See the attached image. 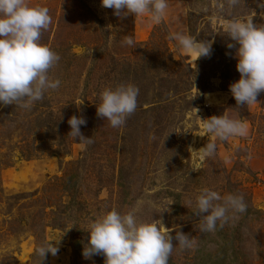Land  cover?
<instances>
[{"label":"rangeland","instance_id":"obj_1","mask_svg":"<svg viewBox=\"0 0 264 264\" xmlns=\"http://www.w3.org/2000/svg\"><path fill=\"white\" fill-rule=\"evenodd\" d=\"M27 2L49 10L40 43L59 55L49 76L61 84L29 107L0 104V264H40L37 248L49 241L59 251L41 264H105L82 250L90 222L112 209L160 220L173 236L169 264H264V92L236 105L229 85L240 74L225 32L240 18L264 26V0H167L160 24L117 16L101 0ZM173 33L211 41L210 56L179 50ZM128 84L139 89L137 108L113 128L96 113L100 93ZM214 115L243 121L247 134L206 135L200 119ZM72 116L86 120L91 144L68 135ZM205 187L242 196L246 212L200 231L192 212ZM176 231L194 247L175 245Z\"/></svg>","mask_w":264,"mask_h":264},{"label":"clouds","instance_id":"obj_2","mask_svg":"<svg viewBox=\"0 0 264 264\" xmlns=\"http://www.w3.org/2000/svg\"><path fill=\"white\" fill-rule=\"evenodd\" d=\"M230 3L235 5L238 0H230ZM101 5L113 9L117 16L147 15L154 24L162 22L168 8L167 0H101ZM50 24L47 7L30 6L27 0H0V104L29 107L42 100L47 91L60 87L61 81L49 76L60 57L40 43L42 30H47ZM225 32L233 42L227 47L235 48V67L240 74L239 79L229 85V91L236 105L253 104L264 92V26L254 25L252 17L240 18L227 22ZM169 38L178 42L179 50L197 59L211 54V41H199L181 33H173ZM124 42L129 46L134 43L131 37H126ZM138 94L139 89L131 84L106 88L100 93L96 113L111 127L119 128L135 112ZM197 112L198 109L196 115ZM200 120L204 133L221 141L247 134L243 121L225 115ZM67 123L71 129L68 135L73 140L85 146L93 142L80 131V126L86 124L85 119L72 116ZM215 151L214 141L206 143L199 149L201 162ZM246 210L242 196L230 193L222 197L205 187L195 197L192 213L201 220L200 231L214 232ZM86 231L87 244L82 255L89 258L102 254L105 264H169L174 248L168 228L160 220L157 224L138 219L135 209L127 213L116 209L106 211L91 221ZM174 239L181 250L192 249L195 244L190 235L181 231H176ZM58 251L50 241L37 248L41 261L46 254L56 256Z\"/></svg>","mask_w":264,"mask_h":264}]
</instances>
